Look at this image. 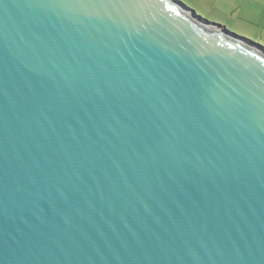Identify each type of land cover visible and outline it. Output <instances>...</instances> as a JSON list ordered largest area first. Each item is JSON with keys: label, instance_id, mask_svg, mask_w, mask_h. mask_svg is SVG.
I'll list each match as a JSON object with an SVG mask.
<instances>
[{"label": "water", "instance_id": "1", "mask_svg": "<svg viewBox=\"0 0 264 264\" xmlns=\"http://www.w3.org/2000/svg\"><path fill=\"white\" fill-rule=\"evenodd\" d=\"M182 3L0 0V264H264V49Z\"/></svg>", "mask_w": 264, "mask_h": 264}, {"label": "crops", "instance_id": "2", "mask_svg": "<svg viewBox=\"0 0 264 264\" xmlns=\"http://www.w3.org/2000/svg\"><path fill=\"white\" fill-rule=\"evenodd\" d=\"M189 4L211 9L219 17L239 24V28L264 37V0H189Z\"/></svg>", "mask_w": 264, "mask_h": 264}, {"label": "rangeland", "instance_id": "3", "mask_svg": "<svg viewBox=\"0 0 264 264\" xmlns=\"http://www.w3.org/2000/svg\"><path fill=\"white\" fill-rule=\"evenodd\" d=\"M180 1H182L186 6L194 10L198 15H200L202 18L206 19L207 21L223 25L234 34L247 38L255 43L264 46V37L259 36V34L255 35L251 30H247L246 28H239L240 27L238 26L239 24L229 22L226 19L219 17L217 14H214L211 9H203V8L197 9L191 4H189V0H180Z\"/></svg>", "mask_w": 264, "mask_h": 264}, {"label": "trees", "instance_id": "4", "mask_svg": "<svg viewBox=\"0 0 264 264\" xmlns=\"http://www.w3.org/2000/svg\"><path fill=\"white\" fill-rule=\"evenodd\" d=\"M184 6H186L184 3H182ZM187 7V6H186ZM191 10V9H190ZM192 11V10H191ZM201 17V16H200ZM202 19H204V18H202ZM204 20H206V19H204ZM246 40H248L249 42H251V43H254L255 45H257V46H259V47H261L262 49H264V46H262V45H260V44H258V43H255V42H253V41H251V40H249V39H247L246 38Z\"/></svg>", "mask_w": 264, "mask_h": 264}]
</instances>
